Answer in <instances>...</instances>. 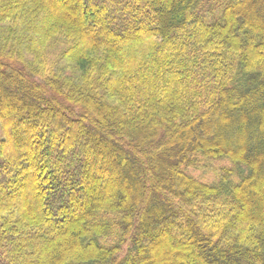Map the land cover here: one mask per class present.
<instances>
[{
    "label": "trees",
    "instance_id": "1",
    "mask_svg": "<svg viewBox=\"0 0 264 264\" xmlns=\"http://www.w3.org/2000/svg\"><path fill=\"white\" fill-rule=\"evenodd\" d=\"M0 125V264H264V0H0Z\"/></svg>",
    "mask_w": 264,
    "mask_h": 264
},
{
    "label": "rangeland",
    "instance_id": "2",
    "mask_svg": "<svg viewBox=\"0 0 264 264\" xmlns=\"http://www.w3.org/2000/svg\"><path fill=\"white\" fill-rule=\"evenodd\" d=\"M65 15V11L62 13ZM2 137L1 125H0V138ZM230 166L229 160L227 159H220V160H213L207 164H202L199 167L191 166L189 170L195 176L201 178L205 182H212L219 177L220 170L222 167Z\"/></svg>",
    "mask_w": 264,
    "mask_h": 264
}]
</instances>
